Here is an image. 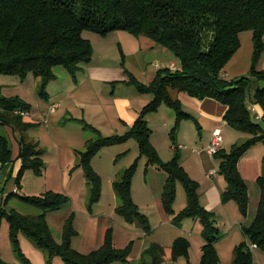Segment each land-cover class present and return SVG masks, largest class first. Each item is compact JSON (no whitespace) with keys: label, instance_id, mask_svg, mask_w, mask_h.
<instances>
[{"label":"trees","instance_id":"1","mask_svg":"<svg viewBox=\"0 0 264 264\" xmlns=\"http://www.w3.org/2000/svg\"><path fill=\"white\" fill-rule=\"evenodd\" d=\"M87 30L103 35L126 31L139 37L146 36L171 51L181 63L176 70L172 67L160 69L156 79L148 85L125 70L130 79L128 83L134 85L139 93L153 95V100L142 109L126 134L103 137L94 129L98 137L88 141L86 150L79 152L76 168L84 169L91 185L90 207L93 208L103 194V179L93 166L94 158L104 148L135 139L141 157L148 161L147 168L154 166L168 175L162 203L164 210L174 216V223L182 224L189 219H198L202 223L205 244L200 264H221L217 249L221 232L215 226V214L202 205L200 183L183 167L177 142L182 123L196 117L185 111L182 100L174 97V93L221 104L225 107L224 121L251 135L245 143L234 144L230 151L221 149L213 156L221 161L220 172L228 184L222 194V202L235 200L240 211L247 216L250 192L239 164L244 154L264 143V126L248 106L249 101L259 106L264 120V71L257 69L264 54V0H0V75L24 80L33 74L40 79V94L48 97L47 88L57 79L55 67H65L76 78L92 63L93 45L83 37ZM246 31L254 32L255 53L251 73L237 81H228L224 77L226 67L240 48V35ZM210 36L212 40L207 45ZM163 105L176 114V124L171 131L176 154L170 161H164L154 146L149 124V117L158 113ZM16 110L31 111V105L18 97L7 98L0 90V124L15 125L24 132L39 125L24 123L22 116L15 115ZM78 121L84 123V127L92 128L85 119ZM21 147L19 159L23 165L17 177L20 189L27 170L32 169L42 175L45 168L44 150L38 143L24 141ZM11 162L13 151L10 141L0 135V163L6 165ZM138 168L139 160L125 171L121 181L114 183L122 201L117 209L127 223L138 224L149 233L152 231L151 222L133 199L132 185ZM178 183L185 187L189 204L176 214L174 205ZM258 186L261 191L258 210L252 225L244 228V232L264 252V172L258 178ZM14 196L12 193L3 201L0 223L4 218L8 219L12 242L25 264L32 262L22 253L20 235L34 240L47 253L48 264H52L55 257H60L64 264L128 261L131 246L125 250L118 249L113 229L106 230L102 247L88 255L72 247L71 238L76 234L75 231L70 232L72 222L67 227L63 243L54 240L46 213L68 205L70 198L67 195L55 191L40 196L17 195L22 201L45 211L35 217L5 209ZM190 248L188 238H177L171 247L172 259L188 258ZM234 255L233 264H254L248 242L237 246ZM165 257L166 248L154 243L142 253L138 264H163ZM0 264L8 263L0 259Z\"/></svg>","mask_w":264,"mask_h":264},{"label":"rangeland","instance_id":"2","mask_svg":"<svg viewBox=\"0 0 264 264\" xmlns=\"http://www.w3.org/2000/svg\"><path fill=\"white\" fill-rule=\"evenodd\" d=\"M83 37L91 41L93 45L94 56L92 62L94 66L128 70L139 82L146 85L156 79L160 69L172 67V62L167 60L166 54L173 56L176 66L181 67L180 60L171 51L158 45L146 36L139 37L126 31L103 35L87 30L84 32ZM211 40L212 36L207 39V45H209V41ZM254 53V32H243L240 35V48L226 67V80L237 81L248 77L253 67ZM257 69L264 71V54L258 61ZM54 73L57 79L52 81L47 88L48 95H53L51 98L40 94V88L34 86V82L38 78L32 74L30 77L24 79H28L27 83L20 86H16L14 84L15 81L11 80L21 81L23 80L22 78L0 75V82L2 83V87H4V93H2L0 87L3 96L21 99L23 98L20 95L26 97L28 99L26 102L31 105V111L41 113L43 117L42 122L30 131L29 134L32 140L37 141L40 139L41 141L40 147L44 150L43 159L45 168L42 175H38L32 169L24 173L22 187H26V190L21 195L40 196L46 192L55 191L65 194L70 198V202L65 207L46 213L47 222L54 240L58 243H63L67 227L72 222L70 232H76L71 238L72 247L84 255H88L102 247V232L107 228L113 229L114 242L118 249L125 250L131 246V253L128 256L127 262L115 261L112 264H138L141 260V252L144 247H150L153 243H159L166 248V261L163 264H186L187 261L190 263L191 260L194 264H197V260L202 258H200L198 252L201 248L197 240H194V247L192 253L190 248L188 258L180 257L177 260H173L169 246H172L177 238H189V235L192 233L198 236L202 234L201 238L204 239L203 225L198 219L186 221L184 230L179 225H176L174 221V224L163 225L165 221L163 216L170 218V220L174 219L173 215L165 212L162 203L164 193L162 187L167 179L165 176L168 177V175L159 172L154 166H150L149 169L147 168L148 161L146 157H141L137 140L131 139L124 144L104 148L95 157L93 166L103 178V196L98 202L99 204L94 205L93 208L90 207L91 185L84 174V169L78 167L74 170H68L66 167L61 166L58 157L59 148H63V162L65 161V157L67 159L73 158V156L79 158V152L86 150V143L98 137V132L94 129L98 130L103 137L126 134L130 131L131 126L125 127L119 121L120 114L117 105L120 103L117 99L122 100L124 97L132 99L133 106L136 108L140 107L139 101H147L145 103L149 104L153 100V95L139 93L134 85L128 83L130 79L116 82V84H104L103 82L92 81L87 76L85 77L84 71L78 73L75 78L63 66L55 67ZM38 84L40 86L41 82H38ZM92 86L95 89L91 88ZM99 92H102V98L98 100L101 96H99ZM174 97H179V94L175 92ZM147 104H143V108ZM250 105L256 107V112L260 117L257 121L264 126L263 113L260 107L249 101L248 106L250 107ZM54 106L58 108L52 114L51 109ZM184 109L196 118L194 120H186L183 123L182 140L177 139L178 144L181 145V147L179 146L181 163L182 160H185V165L190 167L192 162L199 161L200 171L197 173L192 170V175L190 176L194 180L199 181L200 179H205L206 174H208V180H212V182L221 180L225 191L227 189V182L224 175L220 172L221 161L215 157L213 158L216 175L212 177L206 172L201 163L203 158L199 153L194 152V150L201 151L203 148L210 146L214 131L211 128V125L214 123L212 114L195 112L187 105L184 106ZM151 118L152 123L150 127L154 131L152 142L159 147L161 153L166 158L164 161H170L176 154V146L171 137V131L176 124V114L170 107L163 105L160 112L150 116L149 120ZM79 119H85L86 123L91 125L92 128L84 127V123L78 121ZM46 120L49 123H46ZM219 126L224 133L222 149L225 147V150L230 151L234 144L245 143L251 138L250 134L238 131L221 120L219 121ZM49 130L52 132L54 139H51L49 136ZM13 131L10 126L0 124V135L10 140L14 156L18 157L20 146ZM172 146L174 148H171ZM246 155L247 157L243 161L249 160L247 163L248 168L244 163L242 164V168L246 177H249V168L252 171L254 167L256 168L261 163L263 167L264 143L262 142L254 146L243 155L241 160ZM138 160L139 168L134 177L132 193L133 199L139 206V209L149 220L150 218L152 220L153 227L149 233L145 232L138 224L127 223L123 216L118 213L117 207L122 205V201L120 197H117L113 184L115 181H121L125 171ZM147 169L148 172L146 173ZM242 177L244 178L243 175ZM258 178L256 185H253L252 181L248 180L250 187L254 191V187H259ZM14 179L12 178L9 185L15 183ZM244 180L246 181L245 178ZM248 182L246 181L247 185ZM69 192L73 194L74 199L68 194ZM7 195H5L4 200L7 199ZM2 204V196H0V208ZM188 204L186 189L181 183H178L177 198L174 205L175 213L184 210ZM222 204L223 207L226 206L224 211L223 207H221L213 212L215 214V226L221 232L220 239L217 242L221 264H233L235 248L245 242H248L252 249L255 264H261L259 255H263V253L261 250H258L257 245L255 247V244L250 241L244 232V228L252 225L256 210L250 212L249 203V212L245 216L240 211L239 205L235 200ZM253 207H255V203ZM5 209L9 211L14 209L23 215L33 217L45 213L43 209L22 201L17 195L9 200ZM256 209L258 210V206ZM19 240L22 253L31 262H33L34 255L41 254L45 256L46 260L44 263H47V253L39 248L34 240L25 235H20ZM0 259L8 264H25L12 242L11 227L7 218H4V221L0 223ZM41 260L43 259L41 258ZM53 262L54 264H64L60 257H55Z\"/></svg>","mask_w":264,"mask_h":264},{"label":"crops","instance_id":"3","mask_svg":"<svg viewBox=\"0 0 264 264\" xmlns=\"http://www.w3.org/2000/svg\"><path fill=\"white\" fill-rule=\"evenodd\" d=\"M166 57H167V60H170L172 62V66L174 64L176 65V63L173 61V59H174L173 56H171L170 54H166ZM85 68H86V69H84V72H85L84 75H85V77L87 76L92 81L103 82L104 84H116V82H123V81H127V79H129L128 74L122 68L121 69H111L109 67H104V66H94L93 65V62L91 64L87 65ZM30 75L28 77H30ZM225 76H227V73L224 74V77ZM9 77H11V76H9ZM37 80H36V82H34V86L36 88L39 87L38 82L40 83V79L38 81ZM11 81H13V82L15 81L14 84H16V86H20V85H22L24 83H27L28 79L27 80H21V81H19V80H11ZM1 84L2 83L0 82V87H1L2 93H4V87H2ZM91 88L95 89V87H93V86ZM99 96L100 97L98 98V100L100 98H102V92H99ZM20 97H22L25 101L28 100L24 96H21L20 95ZM49 97L51 98V97H53V95H49ZM179 97H180V99L183 102V106L187 105L189 108L193 109L195 112H198V113L200 112L201 114H204V113H208L209 114V113H211L212 114V117L214 118V123L211 125V128L213 130L216 127H220L219 126V121L220 120L222 122H224L226 125H229L223 119V116H224V113H225V107L219 105L218 103H216L214 101H211V100H205V101L196 100V99H193V98L189 97L186 94H179ZM117 101L120 103V104L117 105L118 108H119V114H120L119 115V121L122 122L125 127H127V126H131L132 127L133 126L135 120L140 116V113H141V111L143 109V106L145 104H147V103H145L147 101H139L140 102V107H136L135 108L133 106V100L132 99H127V98L124 97V98H122V100L117 99ZM94 102H97V101H94ZM100 107H102V106H100ZM260 110H261V108H260ZM261 112L263 113L262 110H261ZM30 113H31L30 116H28L30 118H24L23 117V122L24 123H27V122L28 123H32L33 122V123H39L40 124L42 122L43 117H42V114L41 113H34L33 111H30ZM51 113L53 114L52 111H51ZM158 113H156V114H158ZM254 114L256 115V120H258L257 115H259V114L257 112H255ZM15 115H17L16 112H15ZM44 116H46V115L44 114ZM203 116H205V115H203ZM46 123H49V121L46 120ZM151 123H152V118L149 120L150 126H151ZM183 123L181 125L179 134L177 136V139H180V140H182V135L181 134H182V126H183ZM8 126L11 127L12 131L14 130L13 133H14V135L16 136V138L18 140L20 149L18 151V157H15L14 156V153H13V162L8 163L6 165H3V164L0 163V196H2V201H4V198L6 197L5 196L6 194L10 195V194L14 193L15 195H19V194L23 193L24 190H26V187H22L20 189L18 187V185H17V174L21 170L22 165H23L22 160L19 159V156H20V153L19 152H21V148H22L21 146H22L23 142L26 141V142H31V143H38L41 146L40 139L37 140V141H34V140H32L30 138V134H29V132L32 131L33 129H35L37 126L34 127V128H32V129L27 130L26 132L21 131L15 125H8ZM152 134L154 135V131H152ZM49 136L51 137V139H54L53 134H52V132L50 130H49ZM153 144H154V142H153ZM154 146L159 151V153H160L161 157L163 158V160H165L166 158L161 153L159 147L156 146L155 144H154ZM179 146L181 147V145H179ZM171 148H174V146H172ZM206 148H203L201 151H195L194 150V152L195 153H199V155L203 158V160H202L201 163L203 164V167L206 170V172H208L209 175H210L211 172L215 170V165L213 163V158L214 157L211 156L207 152V149ZM62 149L63 148H59V150H58V157H59L61 166L66 167V169H68V170H70V169H73V170L76 169V165L78 164V159L79 158L78 157L76 158L75 156H73V158H70V159L68 158L67 159L65 157V161L63 162L62 159H63L64 156L62 154ZM12 151H13V149H12ZM247 155L240 162V170H241V173H242V175L244 176V178L246 179L247 182H248V180H251L252 183H253V185H256L257 178L261 174H263L262 163L260 165H258L256 168L254 167L252 169V171L249 168L250 175H249V177H246V175L244 174L243 168H242V164L243 163L246 164V167H247V163H248L249 160L243 161L247 157ZM198 162L199 161H196L194 163L192 162V164L190 165V167H188L187 165H185V160H182V165L188 171V173L190 175H192V170H194L197 173L200 171L199 163ZM155 169H157L159 172L165 173V172L159 170L157 167H155ZM84 174H85V172H84ZM215 175H213L212 177H214ZM165 177L168 179L167 176H165ZM12 178H15L14 179L15 180V183L12 184V185H9L10 182H11V180H12ZM167 179L165 180V183H163L162 191H163V189L165 187V184H166ZM115 182H113V184ZM198 182L200 183V187H201L200 188V194H201V202H202L203 206L205 205L206 209L209 210V211H211V212H214L217 208L223 207L222 206L223 205L222 204L223 203L222 202V194L227 190L226 189L224 191L223 182L221 180H216L215 182H212V180H208V174H206L205 179L204 178L203 179H200ZM248 185H249V182H248ZM8 187H9V191H8ZM226 187L228 188V184L226 185ZM254 189H255V191L249 185V190H250V212H253V211L256 210V213H257V209L256 208H257V206H259V203H260L261 191H260V188L259 187H254ZM68 194L71 196L72 199H74L72 193L69 192ZM102 196H103V194H102ZM117 197H119L118 193H117ZM117 200H118V198H117ZM254 203H255V207H253V204ZM97 204H99V203H97ZM97 204H95V205H97ZM225 207H223V211H224ZM176 213H179V212H176ZM161 215H164V214H161ZM163 219H165V221L163 222V225H165V226L167 224H169V223H173V221H174V219L170 220V218H167L166 216H163ZM190 220L191 219L186 220V221H190ZM150 221H151V225L153 227L151 218H150ZM186 221H184L182 223V225L181 224H176V225H179V227L182 230H184L183 228H185L184 224H185ZM106 229L107 228H105L104 231L102 232L101 244H103V240H104V235L106 233ZM201 235L199 234V236H198V235H195L194 233H192V234L189 235V238H188L191 241V253H192V249L194 247V240H197L199 242L200 248H201L200 251L198 250L199 255H200V258L202 257V248H203V246L205 244V239H202L201 238L202 237ZM156 244H159V243H156ZM171 247L172 246H169L170 250H171ZM147 248H149V247H144L143 251L141 252V257H142V253ZM255 251H257V250H255ZM262 253H263V255H259V258H260L261 264H264V252H262ZM41 258L43 260H41ZM45 260L46 259H45V256L44 255L36 254L33 257L32 264H48V263H44ZM200 262H201V259L200 260L198 259L197 260V264H200ZM187 263H188V261H187ZM190 263L191 264H194L192 262V260L190 261ZM52 264H54V262H52ZM254 264H255V262H254Z\"/></svg>","mask_w":264,"mask_h":264},{"label":"built area","instance_id":"4","mask_svg":"<svg viewBox=\"0 0 264 264\" xmlns=\"http://www.w3.org/2000/svg\"><path fill=\"white\" fill-rule=\"evenodd\" d=\"M176 67L177 66L174 64L172 66V69L176 70ZM57 108H58L57 106H54L51 111L55 112ZM249 109L253 113H255L257 111L256 107L253 106V105H250ZM15 112H16L17 115L22 116V117L30 116V111H27V110H16ZM257 118H260L259 115H257ZM223 134L224 133H223V131H222V129L220 127H216L214 129L213 135H212V138H211L210 146L207 148V152L210 155L214 156L222 149L223 144H224ZM215 174H216V171L214 170V171L211 172L210 175L213 176ZM255 247H256V245H255Z\"/></svg>","mask_w":264,"mask_h":264}]
</instances>
